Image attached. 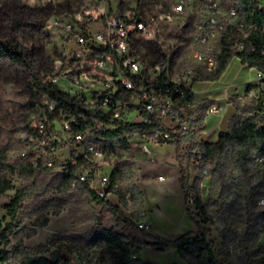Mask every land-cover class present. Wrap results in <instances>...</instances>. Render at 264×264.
Returning <instances> with one entry per match:
<instances>
[{"label": "rangeland", "instance_id": "374dc122", "mask_svg": "<svg viewBox=\"0 0 264 264\" xmlns=\"http://www.w3.org/2000/svg\"><path fill=\"white\" fill-rule=\"evenodd\" d=\"M178 1L0 0V43L17 39L27 61L33 62L34 73L40 70V60L48 63L50 71L55 70L65 41L63 22L98 8L113 14L131 9L140 12L149 23V32L141 39L145 42H137V52L145 66L152 68L156 63L169 61L175 70H182L195 66L189 57L199 47L195 24L200 11L197 0H187L188 13L172 20L162 18ZM215 1L224 10L243 11L238 0ZM93 52L101 55L100 51ZM196 72V80H211L203 68ZM31 74H21L17 67L0 61V154L9 164L19 162L12 145L33 111L34 100L27 86ZM46 75L44 71L40 74L42 79ZM248 89L253 92L241 101L234 100L236 115L245 118L254 115L264 98L263 89L252 84ZM203 107L197 111L199 115L208 111L211 103ZM195 112L192 108L187 110L194 129L204 122L194 117ZM200 141L196 137L184 143L179 158L171 144L153 148L152 158L128 151L117 157L109 202L120 209L117 213L85 190L71 191L63 183L61 173L37 172L32 180L24 181L17 173L2 170L0 177L11 185L0 195V235H6L1 249L14 254L8 264H20L27 256L36 255L53 261L61 259V264H110L100 246L102 229L135 241L134 261L143 254L146 261L139 259L144 262L169 264L174 259V248L158 251L144 245L153 243L154 238L172 241L188 232L198 236V227L187 209L199 223L201 234L214 244L220 264H264V169L250 164L248 173L232 172L233 177L239 178V186L232 184L230 174L211 172L199 190L207 208V215H202L194 203L185 202V193L193 187L197 175L191 155L198 151ZM26 188L33 194L11 208L17 191ZM122 194L126 203L122 202ZM118 219L131 221L137 228L118 224Z\"/></svg>", "mask_w": 264, "mask_h": 264}, {"label": "built area", "instance_id": "2783aa9c", "mask_svg": "<svg viewBox=\"0 0 264 264\" xmlns=\"http://www.w3.org/2000/svg\"><path fill=\"white\" fill-rule=\"evenodd\" d=\"M197 4L199 47L189 57L195 66L182 70H175L169 61L145 66L137 42L147 36L149 23L136 10L113 14L98 8L63 22L59 66L35 87L32 114L12 145L19 162L37 172L66 175L71 191L85 190L106 205L113 195L115 161L120 157L114 149L122 155L128 151L152 158L153 148L173 145L175 135L190 133L187 109L174 95L184 98L185 90L192 91L198 68L210 76L219 70L221 39L229 28L236 32L231 49L238 59L240 53L255 51L250 37L257 31L236 8L224 10L215 0H197ZM189 10L187 0H179L162 18L172 20ZM215 37L220 46L213 44ZM260 53L264 57V47ZM163 77L166 84L161 87ZM255 85L264 90V72L258 69ZM227 109L214 105L209 114L220 115ZM255 115L259 131L264 132V110ZM137 126L146 129L127 131ZM251 164L264 169V156L253 155ZM232 184L239 186V178L233 177ZM189 202L194 203L193 198Z\"/></svg>", "mask_w": 264, "mask_h": 264}, {"label": "trees", "instance_id": "16d2710c", "mask_svg": "<svg viewBox=\"0 0 264 264\" xmlns=\"http://www.w3.org/2000/svg\"><path fill=\"white\" fill-rule=\"evenodd\" d=\"M243 8L242 15L247 21L248 25H255L257 31H254L251 35V41L254 45L255 51L238 54L242 64L248 65L252 68H256L264 72V57L261 55L260 50L264 47V8L261 7L257 0H238ZM236 40V32L231 28L222 36L221 48L222 54L220 57L219 70L212 74L209 79L217 80L226 70L227 65L233 58V51L231 45ZM138 42H145L139 40ZM235 54V53H234ZM0 61L8 63L13 67H17L21 74H31V86L28 83L29 91L35 98L34 89L41 80H43L40 74L44 71L48 76L54 70H49L48 63L44 60H40V70L35 71L33 62L27 61V56L15 38H11L9 41L0 43ZM166 84V79L163 77L159 86L163 87ZM175 99H179V106L186 108L187 110L193 106L204 108L201 103L195 101L194 94L191 90L184 91V98L181 95L175 94ZM34 106V105H33ZM264 110V98L258 104L254 110V115L251 118H245L236 115L232 119L230 130L223 132L219 135L216 142H206L201 139L197 133V129H194L188 134L175 135V143L173 146L176 148L178 158L180 156L181 148L184 143L189 142L191 139L199 137L200 143L198 146V153L192 154V158L196 164L197 175L194 180V185L185 193V202L188 203L193 198L196 209L202 214L207 215V208L202 201L200 194V186L202 182L209 176L211 172H216L220 175L230 174L231 180L233 178L232 172L240 171L248 173L250 170V164L253 155L264 156V132H260L257 124L256 112H262ZM207 111H202L198 119L204 121ZM146 129V127L137 126L128 129L127 131H135L138 129ZM120 134V133H119ZM115 154L121 156V152L118 149L113 150ZM6 170L7 172L17 173L24 181H30L34 178L37 171L33 169L30 164L26 162H18L15 164H9L6 162L4 155L0 154V172ZM116 176L114 174V180ZM62 181L64 184H68V176H63ZM188 187V184H187ZM186 188V186H184ZM11 189V185L8 181L0 177V195ZM33 191L29 188L17 191L15 198L12 200L10 207L16 208L20 202L25 198L31 196ZM122 202L126 203L125 196L122 194ZM105 208L113 210L116 213L120 212L118 207H114L107 203ZM187 214L191 220L196 224L200 234L195 235L194 232H188L175 240L166 241L159 238H154L153 243H146L144 246L155 247L158 251H164L166 248H174L181 259L188 264H220L214 254V244L209 242L205 235L201 234L200 225L195 222L190 214V209H187ZM264 217V214L262 215ZM101 224V223H100ZM118 224H128L130 227L137 228V226L128 220L118 219ZM151 236V235H148ZM100 246L103 249V254L108 258L110 264H151L144 262L140 259H133V248L136 246L135 241L129 242L127 237L123 234H119L113 230L102 229L100 237ZM6 242L5 232L0 235V264H8L10 260L14 258V254L10 251L1 249L2 245ZM61 260V259H60ZM60 260H50L42 255L27 256L22 260L20 264H61ZM67 261V260H65ZM105 261V259H102Z\"/></svg>", "mask_w": 264, "mask_h": 264}, {"label": "crops", "instance_id": "0c3cea01", "mask_svg": "<svg viewBox=\"0 0 264 264\" xmlns=\"http://www.w3.org/2000/svg\"><path fill=\"white\" fill-rule=\"evenodd\" d=\"M264 3V0H257ZM215 46H220V40L215 37L212 41ZM256 68L242 64L237 57L232 58L226 67V70L217 80H196L192 83V92L197 103L200 105L211 103V106L227 107V111L220 115H210L209 110L206 113L203 125L197 129L198 135L206 142H216L223 132L230 130L232 119L237 114L234 100H242L253 90L248 89L249 85H255ZM205 74V73H204ZM198 108L193 106L198 118ZM192 117V119L194 118ZM166 249L165 251H167ZM174 259L169 264H188L183 261L178 252L173 251ZM146 261L143 254H139L138 259Z\"/></svg>", "mask_w": 264, "mask_h": 264}, {"label": "clouds", "instance_id": "9594fccd", "mask_svg": "<svg viewBox=\"0 0 264 264\" xmlns=\"http://www.w3.org/2000/svg\"><path fill=\"white\" fill-rule=\"evenodd\" d=\"M32 3H35V0H31Z\"/></svg>", "mask_w": 264, "mask_h": 264}]
</instances>
